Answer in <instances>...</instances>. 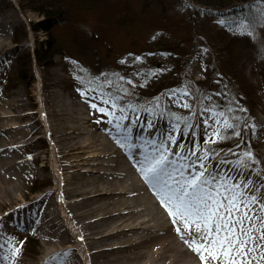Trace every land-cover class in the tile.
<instances>
[{
	"label": "rangeland",
	"instance_id": "rangeland-1",
	"mask_svg": "<svg viewBox=\"0 0 264 264\" xmlns=\"http://www.w3.org/2000/svg\"><path fill=\"white\" fill-rule=\"evenodd\" d=\"M36 1L39 3L38 0H0V20L9 29L8 37L0 43V101L6 102L11 95L17 93L24 104L19 114L30 112L29 115L33 116V124L28 126L32 134L27 139V146L22 147L23 154L37 155L40 159L38 165H47L36 178L28 181L25 191L18 196L22 204L49 191H54L53 195L61 197L58 173L51 166V140L47 133H42L39 125L42 122L41 109L44 108L45 100L57 95L64 101H71L74 108L80 106L83 111L80 117L86 122L85 126L103 128L112 124L109 123V117L91 107L93 103L98 107H105L100 103V94L102 92L104 98H108L109 94L98 87L84 88L81 82L77 86L79 77L100 72L104 74L102 79L104 76L111 78L113 84L119 85L118 89L123 87L127 91H134L138 85H145L148 81L150 85H156L154 91L147 90L146 93L150 96L125 97L129 102L120 105L129 109L136 107L138 110H129L128 120L121 121L122 124L128 123L132 128L141 129V125H146L151 120L154 132L167 139L169 132L164 128L170 130V123L177 121L176 117H183L184 122L179 123L181 128L171 134L176 137L178 144L185 146V154L189 149L198 148L201 153L207 149L209 156L215 154L212 162L206 161L208 165L215 163L216 169L230 176H250L259 185L260 178L264 177V78L260 77L262 74L254 67L255 63L244 55L240 56L245 67V80L241 78L240 82L247 87V92L241 106L244 111H239V105L230 102V96H236L235 90L229 88L228 94L227 87L230 85L227 82L221 83L223 67L215 61L221 55L225 45L223 41L230 42L235 32L222 36L219 30L228 22L241 21V15L226 13L225 17H217L219 14L211 12L217 9L212 6L213 9L206 6L195 9L203 5L195 4L192 0H182L179 3L176 0H61L62 6L57 10H68L70 19L65 23L51 25V30H45L46 17L36 12ZM236 2L238 1L233 0L229 4L236 5ZM68 5L76 9L73 16ZM180 5L185 8L180 9ZM204 11H209V14ZM10 16L15 18L13 24H10ZM51 36L56 40L60 38L61 50L52 54L47 59V64L37 65L34 54L46 49L45 44L50 42ZM161 40L166 45L161 44ZM77 41L85 44L82 48L80 45L78 51ZM216 42L219 46L215 50L208 47V44L211 47ZM246 43L251 46L237 42L239 47H245L247 51L255 52L262 48L257 66H264V29L256 27V40H246ZM185 52L189 54L186 55ZM222 55L226 58L224 53ZM136 57L140 59L136 60ZM121 60L125 63H120ZM215 68L219 70L215 71L216 75ZM119 77H123V81ZM128 80L133 82L132 85L127 83ZM82 81L86 83L85 78ZM185 88L193 95L184 98L181 91ZM171 90H176V94L172 95ZM84 91L87 92L86 96L81 95ZM205 96L209 99H205ZM156 103L159 104L158 108L154 107ZM184 103L190 104V109L182 107ZM204 107H212L217 112L228 111L229 115L225 114L233 117L232 122L239 125L236 131L240 132V136L233 135L229 129L224 133V139L205 144L204 141L217 126L209 119L206 127L204 120L209 114L201 112ZM146 108H151V113L145 112ZM242 115H245V120H242ZM137 116L140 120L133 125ZM15 122L17 121L13 123ZM185 124L192 127L185 128ZM177 150L181 151L179 148ZM246 152L252 153V159L256 163L245 160L247 167L236 170V161ZM85 156L86 154H81L82 158ZM221 161L225 163L221 164ZM141 184L148 186L143 179ZM154 197L153 199L156 198ZM255 214L264 217V210L256 206ZM7 237V244L3 246L9 255V243L20 249L19 255L15 259L11 258L12 260L34 262L41 248L35 236L21 232L18 236Z\"/></svg>",
	"mask_w": 264,
	"mask_h": 264
},
{
	"label": "bare ground",
	"instance_id": "bare-ground-1",
	"mask_svg": "<svg viewBox=\"0 0 264 264\" xmlns=\"http://www.w3.org/2000/svg\"><path fill=\"white\" fill-rule=\"evenodd\" d=\"M9 19L13 24L14 16ZM8 32L0 20V43ZM44 104L39 125L51 140V166L58 173L61 197L49 191L22 204L18 196L47 165H38L37 155L23 154L33 116L19 114L24 104L17 93L0 101V264H55L51 257L62 253H68L65 264H201L177 235L152 189L141 184L136 163L141 151L151 147V142L144 143L149 133L133 127L131 150L121 148L114 123L85 126L82 108L57 95ZM161 139L166 140L153 130L152 141ZM21 232L40 242L34 262L12 260L4 247L7 236Z\"/></svg>",
	"mask_w": 264,
	"mask_h": 264
},
{
	"label": "snow or ice",
	"instance_id": "snow-or-ice-1",
	"mask_svg": "<svg viewBox=\"0 0 264 264\" xmlns=\"http://www.w3.org/2000/svg\"><path fill=\"white\" fill-rule=\"evenodd\" d=\"M261 3L264 4V0H261ZM257 11L260 27L264 29V7ZM236 26L240 29V34H247L250 39L256 40L254 22L245 23L241 20ZM139 59L140 57H136V60ZM120 63L123 64L125 61L121 60ZM123 79L119 77L120 81ZM88 83L91 84L92 81L89 80ZM127 83L132 85L133 82L128 80ZM104 85L111 89L113 82L104 76L101 87ZM117 91L123 96L129 94L123 87ZM171 94L175 95L176 90H171ZM81 95L86 96L87 92H81ZM100 95V103L105 107H98L96 103L91 104V107L109 117V123H114L120 130V137L116 139V143L121 148L131 150L134 144L131 137L132 127L122 124L121 121L128 120L129 110L136 112L138 109L136 107L129 109L118 104L117 101L123 96L109 94L108 98H104L102 92ZM181 95L188 98L193 93L185 88ZM205 99L209 97L205 96ZM154 107L158 108L159 104L156 103ZM182 107L190 109V104L184 103ZM144 111L151 113L152 109L146 108ZM239 111L244 109L240 108ZM201 112L209 114L204 120L206 127L209 119L217 126L211 136L204 141L205 144L224 139V133L229 129L233 135L240 136V132L236 131L239 125L232 122L233 117L227 116L223 111L217 112L212 107H204ZM139 120L140 117L137 116L132 124L135 125ZM176 120L178 123L173 124L167 139H161L158 143L152 141L153 122L148 120L146 125H141L142 131L149 133V138L144 143L151 142V147L147 151H141L142 159L136 163L137 171L154 192L177 235L198 255L201 264H253L254 260L260 264L264 261V217L256 216L255 208L259 206L264 210V177L260 178L258 185L250 176L236 177L226 172L221 173L215 166L210 167L206 163L211 159L207 149L203 153L198 148L189 149L185 154L183 152L185 146L178 144L176 137L171 134L179 130V123L184 122L183 117H176ZM191 127L192 125L185 124V128ZM169 145L173 148L170 149ZM176 148L181 151H176ZM245 160H250L252 164L256 163L252 159V153L246 152L236 161L234 166L236 170L247 167ZM223 163L225 162L221 161V164ZM8 247L11 258L15 259L20 249L11 243ZM67 255L68 253L56 254L51 260L55 264H65L64 258Z\"/></svg>",
	"mask_w": 264,
	"mask_h": 264
},
{
	"label": "trees",
	"instance_id": "trees-1",
	"mask_svg": "<svg viewBox=\"0 0 264 264\" xmlns=\"http://www.w3.org/2000/svg\"><path fill=\"white\" fill-rule=\"evenodd\" d=\"M38 1H39V3L36 1V3L38 4V7H35V9H36V12H38L39 14H43L46 17V23H45L46 28H45V30H47L48 28H49V30H51L50 29L51 25L54 26L55 23H59V24L65 23L66 21H68L70 19L69 18L70 13L68 10H61L60 12L57 10V8L59 9V7L62 6L61 0H49L50 2H45V0H38ZM81 1L84 2L85 0H81ZM176 1H177V3H179L182 0H176ZM231 1H233V0H192V2L195 4H202L203 6H201V7L206 6V8L210 7V9H213V8H211V6H212L217 10L234 5V4H232V5L229 4ZM237 1L238 2H236V4H240L242 2L249 1V0H237ZM50 3H51V5H48ZM227 4L230 6H228ZM67 7L72 9V11H73L72 16H73V14L76 13V9L73 8V6H71V5H68ZM179 8L184 9L185 6L180 5ZM196 11H199V10H196ZM238 11H241V10L238 9ZM204 12L206 14H209V11H204ZM241 12H243V14H244L243 15L244 16L243 21H245V23H247L248 21H252L256 24V27H260V18H257L256 16H254V13H256V12H255V10H252V12H251L249 5L246 6L244 8V10H242ZM234 28H235V26H234ZM236 28H238V27L236 26ZM43 29H44V27H42L41 30H43ZM220 33H222V36H227L226 30L220 31ZM74 37L76 39H78L77 35H75ZM55 40L56 39H54L51 36L50 42L48 44H45L46 49L40 50L39 52L35 53V62L37 65L41 66V64H47V59L51 58L52 54L58 53V50H61L59 48L60 44H61L60 38L59 37L57 38V40H59V41H57V40L55 41ZM246 40H249L250 42H252V40L246 39V36L243 38H240V39L239 38L236 39L235 37H233L230 42H228V41L224 42L223 41V43H225V45L223 46L221 55L215 59L217 64H220L223 67V74L222 75L224 77L223 78L224 82H227V84H229L231 88L235 89V91H238V94H240L241 93L240 90L243 89V85L241 84L240 79L245 78L244 63H242V60L240 57L241 54H244L246 56V58H249V60H251L253 63H255V66H254L255 68H256L257 63L259 61V57H258L257 53L261 52V54H262V48L259 50V52L257 50L255 52H252V51H247V49L245 47L241 48L238 46V44H237L238 41L242 44L247 45V46H251L250 44L246 43ZM160 43L163 45H166V43L163 40H161ZM80 45H81V48H82V46L85 47L84 42L81 44V41H79L77 43V51L80 49ZM217 46H219V44L217 42L214 45H212L211 47L208 44V47L212 50H215ZM178 51L180 52L179 48H178ZM222 53L225 54L226 58H224ZM185 54L188 55L189 53L185 52ZM258 73H260L264 76V66L259 67ZM91 81H92L91 84L93 86H99V84H100V83H98L96 85V80L95 81L91 80ZM87 84H89V83L87 82ZM102 88L105 89V87H102ZM108 90H110V89H108ZM112 96H123V95H119V93H114ZM237 101L240 102V98H237Z\"/></svg>",
	"mask_w": 264,
	"mask_h": 264
}]
</instances>
